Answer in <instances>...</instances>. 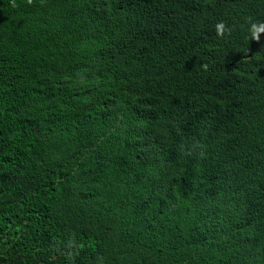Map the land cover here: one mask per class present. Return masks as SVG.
Segmentation results:
<instances>
[{
	"label": "trees",
	"instance_id": "obj_1",
	"mask_svg": "<svg viewBox=\"0 0 264 264\" xmlns=\"http://www.w3.org/2000/svg\"><path fill=\"white\" fill-rule=\"evenodd\" d=\"M253 24L264 0H0V264H264Z\"/></svg>",
	"mask_w": 264,
	"mask_h": 264
},
{
	"label": "clouds",
	"instance_id": "obj_2",
	"mask_svg": "<svg viewBox=\"0 0 264 264\" xmlns=\"http://www.w3.org/2000/svg\"><path fill=\"white\" fill-rule=\"evenodd\" d=\"M251 31H252L253 38H255L256 40H259V33L264 32V24L259 25V26L256 24H253ZM217 32H218V35H223L224 25L222 23L217 25Z\"/></svg>",
	"mask_w": 264,
	"mask_h": 264
}]
</instances>
